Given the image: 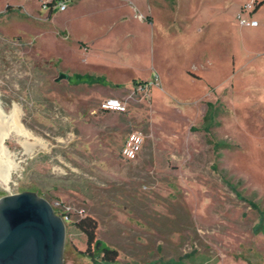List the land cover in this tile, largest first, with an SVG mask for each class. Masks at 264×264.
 <instances>
[{
  "label": "rangeland",
  "instance_id": "1",
  "mask_svg": "<svg viewBox=\"0 0 264 264\" xmlns=\"http://www.w3.org/2000/svg\"><path fill=\"white\" fill-rule=\"evenodd\" d=\"M14 104L29 136L4 145L59 202L63 264H95L84 216L116 264H264V0H0Z\"/></svg>",
  "mask_w": 264,
  "mask_h": 264
},
{
  "label": "water",
  "instance_id": "2",
  "mask_svg": "<svg viewBox=\"0 0 264 264\" xmlns=\"http://www.w3.org/2000/svg\"><path fill=\"white\" fill-rule=\"evenodd\" d=\"M7 187L9 194L0 190V264H63L62 217L18 175L10 173Z\"/></svg>",
  "mask_w": 264,
  "mask_h": 264
},
{
  "label": "bare ground",
  "instance_id": "3",
  "mask_svg": "<svg viewBox=\"0 0 264 264\" xmlns=\"http://www.w3.org/2000/svg\"><path fill=\"white\" fill-rule=\"evenodd\" d=\"M19 107L14 104L10 113H5L0 106V181L7 185L9 175L20 168V163L9 158L8 148L4 145L5 136L14 131L18 134L29 136V133L21 126L18 121ZM25 142V141H24ZM26 150L31 151L34 144H25Z\"/></svg>",
  "mask_w": 264,
  "mask_h": 264
},
{
  "label": "trees",
  "instance_id": "4",
  "mask_svg": "<svg viewBox=\"0 0 264 264\" xmlns=\"http://www.w3.org/2000/svg\"><path fill=\"white\" fill-rule=\"evenodd\" d=\"M53 1L48 2L52 4ZM56 213L57 210L54 209ZM75 225L86 235V249L84 254L95 264H116L118 253L103 244L96 237L97 222L91 216H84L75 221Z\"/></svg>",
  "mask_w": 264,
  "mask_h": 264
},
{
  "label": "built area",
  "instance_id": "5",
  "mask_svg": "<svg viewBox=\"0 0 264 264\" xmlns=\"http://www.w3.org/2000/svg\"><path fill=\"white\" fill-rule=\"evenodd\" d=\"M55 6L59 10L65 9V4H61L60 2L56 3ZM241 22L246 25H252V26L257 25L258 23L257 21H246L245 19H242ZM100 108L102 110L114 111V112L125 111V105L122 104V102L117 98H109V99L104 100L100 104ZM140 142H141V139L136 133H133L132 135H130L127 138L122 148V151H121L122 155L127 159L134 158L137 154L138 149L140 148ZM51 205L54 209H56L59 206V202L57 201L52 202Z\"/></svg>",
  "mask_w": 264,
  "mask_h": 264
},
{
  "label": "crops",
  "instance_id": "6",
  "mask_svg": "<svg viewBox=\"0 0 264 264\" xmlns=\"http://www.w3.org/2000/svg\"><path fill=\"white\" fill-rule=\"evenodd\" d=\"M92 51H93V50H92ZM92 51H91V52H92ZM86 69H89V68H86ZM80 74H82V75H81L82 77H86V78H87L89 75L91 76L93 73H89L87 70H85V72L80 73ZM75 76H77V74H76ZM100 77H102V76H101V75H100V76H94V77L92 76L91 79L93 78V79L96 81V80H97L98 78H100ZM111 112H112V111H111Z\"/></svg>",
  "mask_w": 264,
  "mask_h": 264
},
{
  "label": "flooded vegetation",
  "instance_id": "7",
  "mask_svg": "<svg viewBox=\"0 0 264 264\" xmlns=\"http://www.w3.org/2000/svg\"><path fill=\"white\" fill-rule=\"evenodd\" d=\"M54 209V208H53Z\"/></svg>",
  "mask_w": 264,
  "mask_h": 264
}]
</instances>
